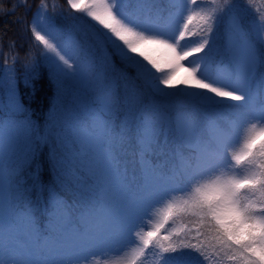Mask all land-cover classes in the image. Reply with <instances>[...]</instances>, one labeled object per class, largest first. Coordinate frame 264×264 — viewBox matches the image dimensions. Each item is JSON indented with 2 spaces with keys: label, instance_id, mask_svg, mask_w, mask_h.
Returning a JSON list of instances; mask_svg holds the SVG:
<instances>
[{
  "label": "snow or ice",
  "instance_id": "snow-or-ice-1",
  "mask_svg": "<svg viewBox=\"0 0 264 264\" xmlns=\"http://www.w3.org/2000/svg\"><path fill=\"white\" fill-rule=\"evenodd\" d=\"M67 3L95 23L58 22L42 5L31 31L43 48L23 65L26 84L42 68L56 84L43 127L20 100L15 67L0 69V264H86L139 235L133 229L154 203L189 188L139 236L140 252L155 243L165 264H196L205 229L230 261L264 264V139L256 145L264 135V14L246 24L234 0L186 17L197 0H170L166 15L153 11L154 0ZM225 16L228 59L217 77L198 75L197 66L177 80L196 54L217 62L208 34ZM195 19L205 37L182 50ZM221 79L226 87L216 86ZM225 102L233 118L220 127L209 112ZM245 125L243 146L232 151ZM45 151L55 173L49 185L41 181ZM174 212L198 218L197 243L160 239Z\"/></svg>",
  "mask_w": 264,
  "mask_h": 264
},
{
  "label": "trees",
  "instance_id": "trees-1",
  "mask_svg": "<svg viewBox=\"0 0 264 264\" xmlns=\"http://www.w3.org/2000/svg\"><path fill=\"white\" fill-rule=\"evenodd\" d=\"M240 1L244 4V2L246 3L249 0H236V3L241 4ZM42 2H47L49 9H56L57 12L55 13L58 16H60L61 12L72 10L67 0H26V3L21 2V0H0V69L5 65V62L15 67L20 100L30 110L31 118L41 127H43L48 112L54 103V82L47 68H42L38 77L30 79L26 84L23 65L33 57L38 58L41 51L31 29L34 25L35 13ZM154 3L156 8L153 11L159 9L163 14H167L170 0H154ZM58 16L55 17L57 21L59 19ZM219 25L223 27L221 23ZM220 37L223 40L222 36ZM14 57L16 58L15 63ZM214 72L215 68L213 69ZM231 111L232 108L229 107V102H225L215 106L214 110L209 112V116L218 126L223 127L233 118ZM129 160L135 166H139V157L134 153L129 155ZM54 179L55 173L48 163L47 152L45 151L41 181L44 185H49ZM32 198L33 200L36 199L35 192H33ZM197 219V217L192 216L190 213L181 214L174 212L173 217L166 225L167 227H172L179 223L182 225V229L179 231V237L173 234L171 239L173 241L184 239L185 242L197 243L196 239H194L196 236L195 230L199 227ZM200 231L203 233L200 236V243L205 247L203 257L197 256L196 264H236V262L230 261L223 252H220L217 246H214L215 242L212 240L210 233H207L205 229H200ZM159 235L160 239L163 240V236L167 234L160 233ZM163 242L167 246V241ZM157 253H161L160 248L157 244L153 243L146 248L142 264H165L162 256L158 258ZM193 255L196 254L193 253ZM163 256L168 257L169 254L165 253Z\"/></svg>",
  "mask_w": 264,
  "mask_h": 264
},
{
  "label": "rangeland",
  "instance_id": "rangeland-1",
  "mask_svg": "<svg viewBox=\"0 0 264 264\" xmlns=\"http://www.w3.org/2000/svg\"><path fill=\"white\" fill-rule=\"evenodd\" d=\"M111 2V0H109ZM223 0H197L196 4L189 3V11L184 12V16L191 13H211L214 10L218 9L220 5H222ZM241 4H237L236 0H234L235 8L234 12L243 15L245 19V23L247 24L250 20H252L254 17L259 18L261 14H264V0H249L246 1V3L240 1ZM46 6V15L48 16H54L57 17L58 15L55 13L57 12L56 9L52 10L49 9L47 2H42L40 6L38 7L36 13L40 11L41 6ZM239 8H238V7ZM52 8V7H51ZM35 13V16H36ZM34 16V19H35ZM58 22H63L65 20H70L72 18L80 17L83 20L90 21L91 23H95L94 21H91L90 17H87L86 14L77 12L76 10H67V12H61L60 16H58ZM34 22V21H33ZM222 26L217 25L215 28V31L213 34H208V39L210 43L213 45V48L218 53L216 60L217 62H214L212 64H207L206 62L202 61V57L204 53L196 54L194 57H190L187 61L182 62V66L178 67L175 72V77L177 80H183V79H190V71H188L191 68L199 66V72H204L205 69H207L206 75L211 77H217L218 72L220 68L223 66L222 64H219V61H223L224 63H227L228 59V53L226 50V42H227V36H226V28L228 25V17H223L222 21L220 22ZM37 30H40L39 26H37ZM190 35L186 37L185 41H181V49H191L198 46L202 40L205 37L204 32L202 31V25L200 24L198 19L193 20L192 24L189 26ZM217 31V33H216ZM216 33V34H215ZM43 34V33H42ZM222 39L221 40V37ZM221 40V41H219ZM55 43V41H53ZM38 46L40 49L43 48V45H40L37 41ZM238 46L242 48L241 42L237 41ZM207 51V49H206ZM159 55L162 57L164 55L163 52L159 53ZM7 66H13L12 64H7ZM5 67L2 66V68ZM1 68V69H2ZM215 68V72L213 73V69ZM201 79H204V76H200ZM54 82V81H53ZM208 82H213L212 80H209ZM216 86L218 87H226V82L221 79ZM182 87V85H181ZM54 88H55V95H54V103L57 101V89L56 84L54 82ZM227 90L231 91V88H227ZM240 95H243V93H237ZM217 99H221L217 97ZM53 103V104H54ZM233 112V109L232 111ZM255 123V121H252ZM247 127L248 125H245V128L241 131L239 136V142L235 143L233 145L232 151H239L243 146V141L247 136ZM259 127V125H258ZM264 139V135L261 137H257L256 139V145L258 146L261 140ZM162 159V157H161ZM219 174V173H217ZM230 174V173H229ZM191 194V189H187L183 192H174L171 195L162 198L160 201L154 203L144 214L143 218L137 222V226L133 229V233H138L139 235H132L130 234L127 240L123 243V245L115 251H108L104 253H95L88 257L86 264H129L130 261L133 259L136 260V264H142L144 262V256L143 253L140 252V249L143 247L139 236L144 235V233L148 230H151L156 226V224L160 223L164 215L166 214V211L168 209V205L170 203H177L179 201H182ZM182 229L181 224H177L172 227H164L162 229V233L164 234H175L176 232H179ZM0 234H2V230H0ZM144 251V250H143ZM165 254V253H164ZM158 258H160L161 253H157ZM159 260V259H158ZM157 260V261H158Z\"/></svg>",
  "mask_w": 264,
  "mask_h": 264
}]
</instances>
